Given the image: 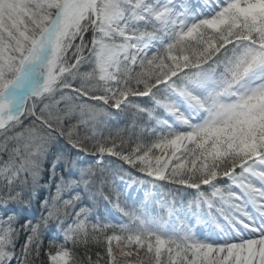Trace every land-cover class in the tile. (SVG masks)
Listing matches in <instances>:
<instances>
[{
	"label": "snow or ice",
	"instance_id": "obj_1",
	"mask_svg": "<svg viewBox=\"0 0 264 264\" xmlns=\"http://www.w3.org/2000/svg\"><path fill=\"white\" fill-rule=\"evenodd\" d=\"M0 264H264V0H0Z\"/></svg>",
	"mask_w": 264,
	"mask_h": 264
},
{
	"label": "trees",
	"instance_id": "obj_2",
	"mask_svg": "<svg viewBox=\"0 0 264 264\" xmlns=\"http://www.w3.org/2000/svg\"><path fill=\"white\" fill-rule=\"evenodd\" d=\"M48 195V192L45 190L43 192H40L39 193V196L41 199H43L44 197H46ZM109 205L106 204V202H104L103 200H100L97 202V206H96V209L95 211L98 212V214H100L101 216H104L106 215V208L108 207ZM54 233H49L46 237H45V241H44V244H45V248L47 247V244H48V239L53 235Z\"/></svg>",
	"mask_w": 264,
	"mask_h": 264
},
{
	"label": "rangeland",
	"instance_id": "obj_3",
	"mask_svg": "<svg viewBox=\"0 0 264 264\" xmlns=\"http://www.w3.org/2000/svg\"><path fill=\"white\" fill-rule=\"evenodd\" d=\"M116 183L119 185L122 182L119 180V178H117ZM106 211L108 213H111V215L108 216L109 219H119V217L117 216V214L114 211H112L110 205L106 208Z\"/></svg>",
	"mask_w": 264,
	"mask_h": 264
},
{
	"label": "bare ground",
	"instance_id": "obj_4",
	"mask_svg": "<svg viewBox=\"0 0 264 264\" xmlns=\"http://www.w3.org/2000/svg\"><path fill=\"white\" fill-rule=\"evenodd\" d=\"M180 2V0H177V3H179ZM193 3L195 2V1H192Z\"/></svg>",
	"mask_w": 264,
	"mask_h": 264
}]
</instances>
